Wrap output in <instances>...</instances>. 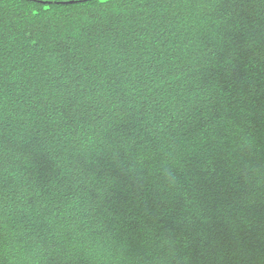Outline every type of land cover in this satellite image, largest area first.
I'll return each instance as SVG.
<instances>
[{"label": "trees", "instance_id": "obj_1", "mask_svg": "<svg viewBox=\"0 0 264 264\" xmlns=\"http://www.w3.org/2000/svg\"><path fill=\"white\" fill-rule=\"evenodd\" d=\"M0 264H264V0H0Z\"/></svg>", "mask_w": 264, "mask_h": 264}, {"label": "water", "instance_id": "obj_2", "mask_svg": "<svg viewBox=\"0 0 264 264\" xmlns=\"http://www.w3.org/2000/svg\"><path fill=\"white\" fill-rule=\"evenodd\" d=\"M72 2V1H71Z\"/></svg>", "mask_w": 264, "mask_h": 264}]
</instances>
